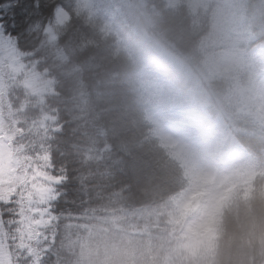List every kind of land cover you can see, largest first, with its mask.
<instances>
[{
  "label": "trees",
  "instance_id": "16d2710c",
  "mask_svg": "<svg viewBox=\"0 0 264 264\" xmlns=\"http://www.w3.org/2000/svg\"><path fill=\"white\" fill-rule=\"evenodd\" d=\"M14 2L0 0V18L12 19ZM76 3L75 28L46 64L33 65L51 91L38 97L9 85L3 93L30 102L29 121L55 117L42 140L65 177L54 186L55 211L101 210L67 242V264L82 234L116 250L110 264H264V0ZM23 35L25 48L38 45ZM226 139L236 148L218 163ZM189 167L241 177L228 186L222 232L206 256L177 252L168 222ZM134 205L140 227L113 214Z\"/></svg>",
  "mask_w": 264,
  "mask_h": 264
},
{
  "label": "snow or ice",
  "instance_id": "6c2138e0",
  "mask_svg": "<svg viewBox=\"0 0 264 264\" xmlns=\"http://www.w3.org/2000/svg\"><path fill=\"white\" fill-rule=\"evenodd\" d=\"M12 13L11 20L0 18V68L9 81L13 73L7 71L5 53H13L25 68H39L47 63L48 50L58 48L81 19L76 0H15ZM27 32L38 45L23 46ZM29 103L21 99L17 105L11 92L0 94V264H67V242L87 230L101 210L71 216L55 211L54 186L65 177L55 172L42 143L55 117L25 119ZM113 214L129 227L144 222L138 205L118 207Z\"/></svg>",
  "mask_w": 264,
  "mask_h": 264
},
{
  "label": "clouds",
  "instance_id": "9594fccd",
  "mask_svg": "<svg viewBox=\"0 0 264 264\" xmlns=\"http://www.w3.org/2000/svg\"><path fill=\"white\" fill-rule=\"evenodd\" d=\"M188 183L171 201L168 222L175 248L189 256L212 253L222 232L221 207L230 195L236 175H220L211 169H187Z\"/></svg>",
  "mask_w": 264,
  "mask_h": 264
},
{
  "label": "rangeland",
  "instance_id": "374dc122",
  "mask_svg": "<svg viewBox=\"0 0 264 264\" xmlns=\"http://www.w3.org/2000/svg\"><path fill=\"white\" fill-rule=\"evenodd\" d=\"M8 63H7V71L13 73L11 81L2 73H4L5 69L0 68V94L4 93V89L9 85L21 86L27 93L34 94L36 96H41L45 92H50L52 87V81L45 77L42 73L36 72L33 67L25 68L23 63H16L17 57L11 53H5ZM19 76V79L16 77ZM260 88L262 91L260 104H258L260 109L264 110V79L260 81ZM217 124L219 125L220 119L217 117ZM222 133L223 130L221 131ZM227 135V132L225 131ZM33 137H25V141L32 139ZM236 148V144H234L231 140L221 141L218 149L216 151L219 161L223 160L224 157ZM241 177L239 176V179ZM79 240L80 245L77 247V251L75 252V256L70 260L69 264H110V258L113 257V247L104 250H100L98 248V242H91L89 236H82L74 238V241L77 242ZM72 241V240H71ZM71 247V246H70Z\"/></svg>",
  "mask_w": 264,
  "mask_h": 264
}]
</instances>
